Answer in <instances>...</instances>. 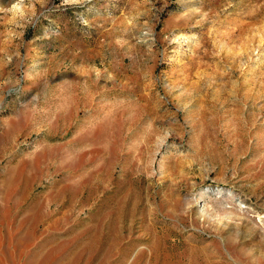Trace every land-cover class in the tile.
Instances as JSON below:
<instances>
[{
    "label": "rangeland",
    "instance_id": "rangeland-1",
    "mask_svg": "<svg viewBox=\"0 0 264 264\" xmlns=\"http://www.w3.org/2000/svg\"><path fill=\"white\" fill-rule=\"evenodd\" d=\"M0 264H264V0H0Z\"/></svg>",
    "mask_w": 264,
    "mask_h": 264
}]
</instances>
